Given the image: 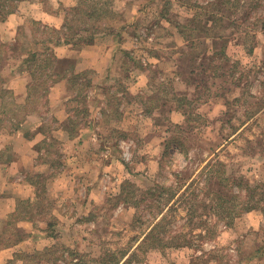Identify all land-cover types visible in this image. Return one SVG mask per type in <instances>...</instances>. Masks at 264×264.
Instances as JSON below:
<instances>
[{"label": "rangeland", "instance_id": "1", "mask_svg": "<svg viewBox=\"0 0 264 264\" xmlns=\"http://www.w3.org/2000/svg\"><path fill=\"white\" fill-rule=\"evenodd\" d=\"M98 1L100 70L68 80L61 123L48 92L15 99L3 80L19 58L1 59L0 129L27 122L46 138L28 195L0 214V264H264V0ZM41 3L63 24L77 0ZM34 22L16 33L34 37ZM58 127L98 141L87 151Z\"/></svg>", "mask_w": 264, "mask_h": 264}, {"label": "crops", "instance_id": "2", "mask_svg": "<svg viewBox=\"0 0 264 264\" xmlns=\"http://www.w3.org/2000/svg\"><path fill=\"white\" fill-rule=\"evenodd\" d=\"M30 20V22H40L41 24L48 25L52 28H59L61 27V15H59L57 12H50L46 11L43 8V5L41 3V0H18L14 10L9 12L5 19L0 21V31L3 33L1 40L5 43H9V41L13 40L16 35H18L16 32L18 31V28H21L22 25H26V22ZM73 43H65V44H58L53 45V53L58 58H64L67 57L70 54V50L72 49ZM98 46H100L99 42H94L91 44H83L81 45L78 54L76 55L75 59V67L74 72L81 71L87 68L95 69L96 71H99L100 69L97 68L96 61L97 59L94 58V56H90V50L92 49H98ZM18 58V57H16ZM8 60L16 61L15 57H11ZM21 59L17 63H20ZM9 65V64H8ZM10 73L12 76L10 78L4 77V86L8 89H11V91H14L15 99L17 100V96L15 94V87H20V95L24 99L25 92L27 89V85L29 82V75L26 70L24 72L18 71L15 67V65H11ZM23 75V76H21ZM68 78L67 76L62 77L61 79H58L51 83L48 87V105L53 111L52 116L56 119L57 123H61L63 121L62 118L58 115L59 111L61 110L62 103L69 98V89L67 87ZM16 83V86H14ZM97 88H99L97 86ZM28 90V89H27ZM95 88H93L91 94L95 95L99 94ZM95 93V94H94ZM13 95V94H12ZM20 98V99H22ZM18 101V100H17ZM68 115V114H66ZM46 120H34L32 121L31 127H37L42 125V123ZM4 125L3 128L0 129V177L6 178L5 181L0 185V214H7L14 210L15 208V199L16 198H24L28 194H26L29 191V188L27 185L31 186L32 181L29 179V176L26 174L29 171V168L32 171L35 168L36 165V158L41 153V151L38 149L37 145L39 141L46 138V135L41 132L37 131L39 128L37 127L36 131L31 135H26V131L28 129L27 122L20 123L17 126H14L15 124H18L15 120H5L2 122ZM63 130L61 127H58V129H54L52 131V135L55 137H58L61 140H69L70 143H73L76 141L77 145L74 146H80L86 148L87 151H89L90 147L87 146L90 143L92 144L96 140L98 141V137L93 136V134H85L84 132H81L78 134L75 138H69L66 135V131ZM10 153L9 159H2L3 154L5 152ZM85 151V150H82ZM30 164V165H29ZM28 169V170H27ZM27 170V171H26ZM23 173L25 175H23ZM74 168L67 169L64 172L65 178H68L69 184L74 183L73 182V176H74ZM16 176V178H14ZM76 183V182H75ZM17 185V186H15ZM21 187L25 189H21ZM17 188H20L17 193H14L13 191ZM13 190V191H12ZM23 192V194H21ZM88 211H85L82 214V217L84 215H87ZM161 216V215H160ZM159 216V217H160ZM158 217V218H159ZM179 246V245H178ZM182 248L187 249L186 245H180ZM179 246V247H180ZM135 248L132 247V249L129 250V252L133 251ZM177 249V248H176ZM175 250V249H173ZM172 250V251H173ZM178 250V249H177ZM10 256V255H6ZM126 257L120 261L123 262Z\"/></svg>", "mask_w": 264, "mask_h": 264}, {"label": "trees", "instance_id": "3", "mask_svg": "<svg viewBox=\"0 0 264 264\" xmlns=\"http://www.w3.org/2000/svg\"><path fill=\"white\" fill-rule=\"evenodd\" d=\"M17 2L18 0H0V20L5 19L6 15L14 10ZM98 2V0H77L75 5L66 9L64 15L65 22L59 28H52L48 25L41 24L40 22H34L33 24L36 26L34 25L35 28L32 29V32L35 35L34 37H37L36 39L32 36L28 38L27 35L20 37L18 34L11 44L0 41V68L2 65L1 59L5 58L8 60L11 56L15 55V57L21 59L20 64L17 65L16 69L18 71H22L23 69L28 72L30 79L27 85V102L36 101L35 98H37V93H34V91L37 88L38 90H41L42 95L45 96L46 92H48L49 85L59 78L65 77L64 75H66V73H68V75L70 74L67 76L70 83L74 81L76 75L78 76V74H80L73 71L75 59H70L69 61L71 63H67V65L70 64L71 66H63L62 70L57 71L56 68H60V64H62L61 62L68 58L56 57L53 53L52 47L53 45L69 42L83 45L88 44L95 39L96 32L100 29L97 20L102 14V10L99 7L100 5L97 6L99 4ZM102 9L104 12L105 8L102 7ZM259 21V28L264 30V18H260ZM77 22L86 23V26H77ZM29 44H33L32 48ZM62 71H65L66 73ZM61 72L65 74H61ZM84 84H86V82H84ZM4 90L7 91L6 89ZM19 124L20 123L15 124L14 126ZM31 203L33 202H30V200L29 202L26 201L25 204L20 205V207L17 208L18 210L16 213H12L10 216L18 219L24 211L30 213L33 209V205L30 207H27V205H30ZM34 206L36 205L34 204Z\"/></svg>", "mask_w": 264, "mask_h": 264}]
</instances>
